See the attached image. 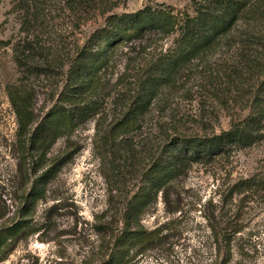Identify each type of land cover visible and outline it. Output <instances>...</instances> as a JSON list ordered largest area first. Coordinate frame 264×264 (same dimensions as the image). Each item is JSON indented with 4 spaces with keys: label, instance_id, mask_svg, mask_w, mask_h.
<instances>
[{
    "label": "rangeland",
    "instance_id": "374dc122",
    "mask_svg": "<svg viewBox=\"0 0 264 264\" xmlns=\"http://www.w3.org/2000/svg\"><path fill=\"white\" fill-rule=\"evenodd\" d=\"M161 3L191 10L190 0H92L79 11L65 0H42L33 5L39 17L28 26L26 4L0 0V251L5 247L0 264H101L159 146L179 134L220 133L249 113L264 63V0L234 36L160 86L141 130L132 136L131 157L108 151L106 124L134 93L149 62L172 44L170 37L120 45L98 73L96 93L81 95L91 101L99 94L97 113L79 125L59 113L50 129L38 128L60 101L70 59L91 33L109 15ZM22 36L49 53L51 70L17 65L14 44ZM21 95L32 111L24 118L23 134L12 100ZM252 177L264 179V138L231 156L191 164L142 214L143 229L157 230V239L126 264H214L222 256L212 225L219 233L224 227L230 234L232 227L239 229L231 234L228 264H264V180L245 200L228 194L234 183ZM17 222L23 224L17 234L4 232Z\"/></svg>",
    "mask_w": 264,
    "mask_h": 264
},
{
    "label": "trees",
    "instance_id": "16d2710c",
    "mask_svg": "<svg viewBox=\"0 0 264 264\" xmlns=\"http://www.w3.org/2000/svg\"><path fill=\"white\" fill-rule=\"evenodd\" d=\"M42 0H19L26 4L23 9L25 24L30 25L39 17V9L32 10ZM47 1V0H46ZM73 9L87 7L92 0H65ZM259 0H190L191 10L176 9L161 3L146 6L134 12L112 14L106 18L103 26L96 28L79 47L77 54L70 59L67 83L64 85L58 101L43 117L38 128H49L54 124L55 117L61 113L69 124L79 125L85 117L97 113L96 98L91 101L81 98L85 90L96 93L94 83L102 68L109 66L111 57L120 45L142 40L147 36L161 35L170 37L172 44L154 61H150L147 72L140 79L131 96L122 100L123 108L106 124V148L114 156L131 157L132 136L141 130L143 120L160 86L170 82L185 64L202 56L223 38L232 37L249 15H252ZM85 5V6H84ZM14 59L20 68L47 72L51 70V59L44 50L29 39L22 36L14 44ZM127 46V45H126ZM36 53V54H35ZM43 56L36 61L35 55ZM128 93L132 91L127 89ZM14 102L19 118L21 134L28 124L25 116L30 118L26 97L19 96ZM93 98V99H92ZM251 109L247 115L231 123L228 129L220 133L205 135H183L170 137L159 146L151 165L144 171V180L139 189L126 203L122 216V226L114 235H110L106 259L101 264H126L141 250L150 247L156 238L157 230L146 231L141 224L142 214L150 204L163 193L164 196L173 180L184 174L193 163H205L214 159L231 156L241 149L252 147L264 138V63L255 93L251 100ZM51 117L53 119L49 120ZM58 134V133H55ZM44 139V137H43ZM28 140H31L29 138ZM43 141V140H42ZM33 143V142H31ZM130 148V149H129ZM126 153H125V152ZM264 180V179H262ZM262 180L255 177L237 181L229 187L231 197L240 196L247 199L254 185ZM264 184V182L262 183ZM33 202V201H32ZM29 204V203H28ZM28 206V205H27ZM25 225V224H24ZM25 227V226H24ZM23 224L6 227L5 233L17 234ZM221 259L214 264H228L231 258V234L239 232L232 227L222 228L221 233L212 225ZM4 237L0 235V246ZM5 249V247H4ZM4 249L0 251L4 252ZM223 254V255H222ZM1 260V259H0Z\"/></svg>",
    "mask_w": 264,
    "mask_h": 264
}]
</instances>
